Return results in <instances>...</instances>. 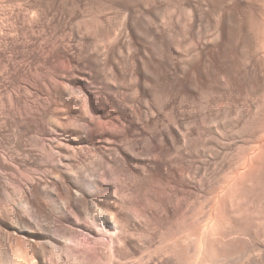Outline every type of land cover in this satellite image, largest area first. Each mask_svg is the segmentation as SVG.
<instances>
[{"label": "bare ground", "instance_id": "bare-ground-1", "mask_svg": "<svg viewBox=\"0 0 264 264\" xmlns=\"http://www.w3.org/2000/svg\"><path fill=\"white\" fill-rule=\"evenodd\" d=\"M0 264H264V0H0Z\"/></svg>", "mask_w": 264, "mask_h": 264}, {"label": "rangeland", "instance_id": "rangeland-1", "mask_svg": "<svg viewBox=\"0 0 264 264\" xmlns=\"http://www.w3.org/2000/svg\"><path fill=\"white\" fill-rule=\"evenodd\" d=\"M232 105L233 103L231 102H228V105ZM234 105V104H233ZM232 105V106H233ZM231 106V107H232ZM217 108V107H216ZM212 126H216L217 125V123L216 122H213L212 124H211ZM229 130H230V128H228V131H227V133H225V134H222V137L225 139V141L228 143V144H230L231 145V147H232V149H230V151L228 152V155L229 154H231V155H229V157L231 158V157H234V155H236V153H238L239 152V150H241V148H240V146H242L241 145V143H238V145L236 144V143H234L233 141H234V139L232 140L231 138H232V136H233V134H232V132H233V127H231V130H230V132H229ZM228 138H227V137ZM230 136H231V138H230ZM232 140V142H231V140ZM228 141H230V143L228 142ZM232 143V144H231ZM240 144V145H239ZM232 145H234V147L232 146ZM235 145H237V146H235ZM6 145H4V147H5ZM9 145L7 144V147H8ZM236 148V149H235ZM237 148H239V150L237 149ZM1 149H6V148H3V147H1ZM173 156V155H172ZM230 158H227V159H229L230 160ZM217 164H219L218 162H215L214 163V166L213 167H216V168H213V170H214V176L216 175V172H217V170L219 169V165H218V167H217ZM218 176V175H217ZM198 195H199V192H198ZM201 195V196H200ZM200 199H201V201H203V200H205L204 198H206V195H205V193L203 192V191H201L200 192ZM19 198V197H18ZM20 198H21V196H20ZM208 208L209 207H206L205 208V211H207L208 210Z\"/></svg>", "mask_w": 264, "mask_h": 264}]
</instances>
